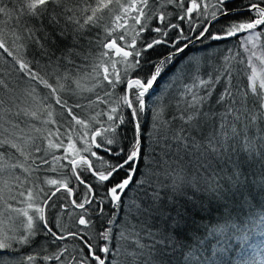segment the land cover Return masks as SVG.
<instances>
[{"label": "snow or ice", "instance_id": "6c2138e0", "mask_svg": "<svg viewBox=\"0 0 264 264\" xmlns=\"http://www.w3.org/2000/svg\"><path fill=\"white\" fill-rule=\"evenodd\" d=\"M239 34V69L177 60ZM0 50V264H227L217 245L247 242L228 202L264 177V0H0ZM202 194L224 222L177 257Z\"/></svg>", "mask_w": 264, "mask_h": 264}, {"label": "trees", "instance_id": "16d2710c", "mask_svg": "<svg viewBox=\"0 0 264 264\" xmlns=\"http://www.w3.org/2000/svg\"><path fill=\"white\" fill-rule=\"evenodd\" d=\"M90 2H92V0H90ZM122 2H127V0H122ZM240 3L241 0H235L236 5H239ZM167 10L172 11V8L169 7ZM105 15L107 16V13H105ZM173 22L180 23V21L175 19H173ZM181 26L187 28L189 25L187 21H185ZM218 27L219 26H217V28ZM217 28H213L212 31H217ZM154 35V33L145 32L142 34L141 39L147 40L152 38ZM244 35L246 34H239L237 37H229L215 42L205 41L204 45L196 42L192 44L190 48L184 53L178 54L177 60L183 64L187 63V61L191 58H198L202 61H206V66H208L209 70H211V65L216 63V58H222L224 55H230L235 57V59H233L231 62L232 67L234 69H239L242 67V65L237 63V61L242 59L246 60L248 55V53L244 52V47L241 43V38ZM171 36L174 37L175 33L173 32ZM140 42L141 40L138 39V46L140 45ZM205 45L210 46L205 47ZM169 51H171L170 47L161 45L157 46V48L153 50L150 55L153 57H159L160 55ZM8 70L9 66L5 65L3 57H0V72L7 73ZM239 79H246V77L241 76ZM81 103H84V101L82 100ZM130 134L131 133L129 132V135ZM57 154H62V150ZM252 171L255 172L256 175L253 176L251 173L247 174L250 187L243 190V198L237 195L235 203L231 200L228 202L230 208L235 207L236 209V211L232 213L233 217L239 215V218L244 220L247 224L248 240L247 242L242 243L239 240L232 239L231 241H228L226 245H217L218 248L221 246L226 247L227 251L225 253L217 252V255L214 259L221 262L226 261L227 264H260V261L264 260V231H262V227L264 226L259 225V215L264 212V209L260 207V205H264V187H262V185H264V177L260 175V165L257 164L255 168L252 169ZM82 190L83 189H81V191ZM202 195L204 198L202 201L197 200L198 206L196 208L189 206L188 221L191 227L185 231L187 236L191 237L192 239H185V233L180 234L178 241H176L177 257H179L181 251H183L185 254H187L189 251H193L197 247L195 240L196 237L206 236L209 229L224 222V216L227 210L221 206L223 202L212 200L207 194ZM244 200H246L247 203H243ZM249 205L252 207L250 208ZM241 207L243 208V211H241ZM71 212H73V209L69 207L67 212L63 214L62 218L65 224H72L73 217L68 214ZM249 212L253 213L251 218L248 217ZM133 223L135 224L137 230L140 228H152L153 231H156L159 227H161L159 224L156 225V227H153L151 221L142 222L139 220H134ZM209 239L211 240V243H215L214 238ZM68 245L71 247V240L68 241ZM182 245H191L192 247L181 248L180 246ZM24 251L27 252L28 249H25ZM204 254L206 256L211 255V248H209V250ZM53 264H55V262H53ZM173 264H175V260H173Z\"/></svg>", "mask_w": 264, "mask_h": 264}, {"label": "rangeland", "instance_id": "374dc122", "mask_svg": "<svg viewBox=\"0 0 264 264\" xmlns=\"http://www.w3.org/2000/svg\"><path fill=\"white\" fill-rule=\"evenodd\" d=\"M130 36H131V34H130ZM256 63L258 64L259 62L257 61Z\"/></svg>", "mask_w": 264, "mask_h": 264}, {"label": "water", "instance_id": "95a60500", "mask_svg": "<svg viewBox=\"0 0 264 264\" xmlns=\"http://www.w3.org/2000/svg\"><path fill=\"white\" fill-rule=\"evenodd\" d=\"M194 43H196V42H193L192 44H194Z\"/></svg>", "mask_w": 264, "mask_h": 264}]
</instances>
